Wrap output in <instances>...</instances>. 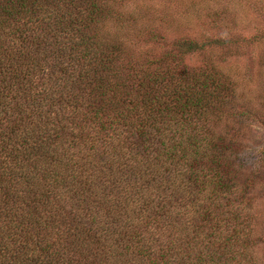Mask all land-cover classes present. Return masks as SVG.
<instances>
[{
	"label": "trees",
	"instance_id": "trees-1",
	"mask_svg": "<svg viewBox=\"0 0 264 264\" xmlns=\"http://www.w3.org/2000/svg\"><path fill=\"white\" fill-rule=\"evenodd\" d=\"M122 2L0 0V264H261L252 110L196 42L140 62Z\"/></svg>",
	"mask_w": 264,
	"mask_h": 264
},
{
	"label": "rangeland",
	"instance_id": "rangeland-1",
	"mask_svg": "<svg viewBox=\"0 0 264 264\" xmlns=\"http://www.w3.org/2000/svg\"><path fill=\"white\" fill-rule=\"evenodd\" d=\"M122 3L123 13H141L138 27L149 25L158 30L159 36L154 40L146 32L139 33L138 28L124 27L121 31L129 51L142 58L140 62L193 41L200 48L188 53L190 64L212 61L230 71L235 80V104L252 110L251 116L240 123L247 145L245 154L249 157L246 173L252 174L255 158L264 152V0H123ZM262 178L260 186L253 190L256 215L253 225L255 254L264 264V166Z\"/></svg>",
	"mask_w": 264,
	"mask_h": 264
}]
</instances>
